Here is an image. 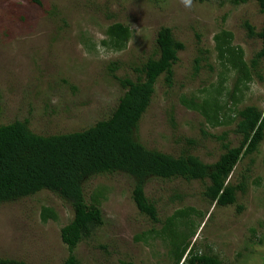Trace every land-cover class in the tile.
Returning <instances> with one entry per match:
<instances>
[{"label": "rangeland", "instance_id": "1", "mask_svg": "<svg viewBox=\"0 0 264 264\" xmlns=\"http://www.w3.org/2000/svg\"><path fill=\"white\" fill-rule=\"evenodd\" d=\"M246 22L256 31L264 24V14L254 2L236 7L229 1L200 4L190 0L186 6V0H42V5L29 0H0V124L29 119L34 133L49 136L83 131L107 119L124 93L107 75V66L116 61L128 65L146 60L158 30L167 26L186 49L174 67V86L165 87L164 76L159 80L151 107L140 123V140L148 149L175 157L189 151L204 163L214 164L224 153L217 137L235 126H204L198 113L180 104V97L199 94L200 89L219 81L221 70L213 38L221 30L234 34V45L244 50L247 62L251 61L262 44L248 37ZM115 23L126 24L133 31L127 49L119 53L98 46L106 39V29ZM196 33L203 35L200 44ZM86 35L100 47L98 55L87 54L81 42ZM200 48L209 49V58L194 77ZM261 68L262 81L255 78L250 84L238 105L240 110L257 106L264 112V61ZM126 73L125 69L116 75ZM228 81L232 90L234 78ZM240 139L231 133L228 137L233 147ZM249 164V159L239 163L230 177L229 182L236 184L243 175L250 178L246 194H239L237 203L228 207L211 205L203 196L205 185L201 182L150 181L146 196L155 204L161 224L140 213L126 176L92 179L85 195L88 201L94 192H105L103 225L79 245L75 255L85 264H173L167 236L164 241L156 235L152 240L142 235L152 229L160 231L175 212L194 208L197 213L192 219L200 227L191 247L211 249L227 264H264V243L260 244L264 237V142L247 172ZM43 207L53 209L58 220L43 223ZM73 219L72 207L49 191L0 205V259L63 264L69 251L61 230ZM181 232L188 235L191 227L181 226Z\"/></svg>", "mask_w": 264, "mask_h": 264}, {"label": "trees", "instance_id": "2", "mask_svg": "<svg viewBox=\"0 0 264 264\" xmlns=\"http://www.w3.org/2000/svg\"><path fill=\"white\" fill-rule=\"evenodd\" d=\"M29 1L42 5V0ZM193 1L200 4L214 1L224 4L229 1L236 7L254 2L264 14V0ZM244 27L249 38H257L262 44L251 61L247 62L244 50L234 45V34L221 30L213 38L221 70L219 81L200 89L199 94L189 98L186 95L180 97V104L198 113L204 126L211 129L235 126L229 133L224 132L221 137H217L224 153L216 163L206 164L189 151L175 157L148 149L140 140V123L151 107L159 80L164 76L163 85L169 89L174 86V67L180 61V53L186 49L172 28L162 26L154 40L153 51L146 60L131 61L128 65L116 61L107 66V75L117 81L124 91L117 107L107 119L83 131L49 136L34 133L29 119L0 124V205L17 203L42 191L52 192L70 205L74 210V219L61 230L62 242L69 251L63 264H85L78 259L75 251L103 225L102 204L106 198L105 192H94L88 201L85 195L87 184L98 176H126L131 181L133 199L138 210L154 224H161L157 208L146 196V187L153 179L198 181L205 185L203 196L211 205H235L238 195L246 194L250 177L243 175L237 184L229 182L230 177L237 165L247 159L250 160L247 172H250L264 142V112L257 106L241 110L238 107L254 79L262 81L264 24L259 31L249 22ZM132 32L126 24H112L106 29V39L98 46L114 53L125 51ZM202 36L201 33L195 34L199 44ZM81 40L87 54L98 55L100 47L89 40L87 35L81 37ZM198 53L194 77L199 75L200 64L208 60L210 51L200 48ZM209 68L213 71L211 65ZM125 69L126 75H116ZM230 73L232 77H229ZM228 78H234L232 90L227 87ZM72 90L76 88L72 87ZM230 133L241 137L237 147L228 141ZM202 134L207 135L204 130ZM196 213L194 208L179 210L166 219L160 231L152 229L142 236H149L152 240L155 239L153 235H156L164 241V236H167L171 241L169 255L173 264H227L211 249L201 251L198 246L191 247V239L200 227L192 219ZM41 220L43 223L57 221L58 215L53 209L43 207ZM181 226H190L191 233L183 234ZM261 243H264V237ZM0 264L26 263L0 259ZM122 264L133 263L127 261Z\"/></svg>", "mask_w": 264, "mask_h": 264}, {"label": "clouds", "instance_id": "3", "mask_svg": "<svg viewBox=\"0 0 264 264\" xmlns=\"http://www.w3.org/2000/svg\"><path fill=\"white\" fill-rule=\"evenodd\" d=\"M190 5V0H186V6Z\"/></svg>", "mask_w": 264, "mask_h": 264}]
</instances>
